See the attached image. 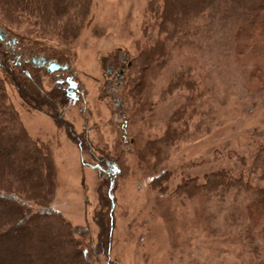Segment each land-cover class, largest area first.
Listing matches in <instances>:
<instances>
[{
	"label": "rangeland",
	"instance_id": "1",
	"mask_svg": "<svg viewBox=\"0 0 264 264\" xmlns=\"http://www.w3.org/2000/svg\"><path fill=\"white\" fill-rule=\"evenodd\" d=\"M151 1L92 0L89 22L72 44L45 42L67 61L61 64L68 68L56 78L70 76L64 86L79 93L65 118L76 131L86 130L96 146L121 150L110 259L117 264H250L262 260L264 253L255 257L229 226L228 194L172 192L184 178L202 180L206 173L222 167L248 174L251 156L259 141L264 142V88L253 89L251 66L246 68L234 59L230 34L235 24H230L235 18L224 19L219 6L211 8L197 20L207 30L195 48L182 49L164 63L150 66L144 72L140 95H132L121 81L123 66L141 47L164 36L159 32L158 14H154L157 6L154 11L149 9ZM24 27L9 26V31L23 32ZM7 39V32L1 31L3 44ZM28 53L25 49L23 57ZM42 56L44 52L33 59ZM189 65L190 77L201 80L196 90L200 89V95L181 113V119L171 121L189 96L185 84L169 86ZM260 68L264 80V63ZM72 83L76 86L70 87ZM44 85L50 88L52 80L45 77ZM6 91L28 133L48 146L55 168L51 205L75 227L76 234L87 232L95 239L92 215L98 177L92 166L81 162L91 163L92 158L81 155L50 116L27 110L11 85ZM169 126L183 133L171 144L167 157L156 164L139 159L137 150ZM240 157L246 164H241ZM162 171L168 177L160 180L159 188L152 181Z\"/></svg>",
	"mask_w": 264,
	"mask_h": 264
},
{
	"label": "trees",
	"instance_id": "2",
	"mask_svg": "<svg viewBox=\"0 0 264 264\" xmlns=\"http://www.w3.org/2000/svg\"><path fill=\"white\" fill-rule=\"evenodd\" d=\"M91 3L92 0H0V31L4 30L8 36L3 44L0 34V264H117L110 259V250L121 150L98 147L89 140L86 130L76 131L65 118L69 104L80 98L77 91L70 92L64 86L70 76L58 78L61 70L50 72L33 62L35 56L44 52L47 59L67 63L63 54L45 42L52 40L57 46L72 44L89 22ZM215 6L220 7L224 19L235 18L230 24H235L230 34L234 59L246 68L251 66L253 89L264 88L260 68L264 63V0H152L149 9L156 8L159 32L164 36L141 47L123 66L125 78L121 81L130 87V94L140 95L144 72L150 66L164 63L182 49L195 48L206 29L197 20ZM22 25H25L23 32L9 31V26ZM25 49L30 55L27 58L22 55ZM190 69L189 65L180 70L169 86L171 89L185 84L189 96L171 121L181 119V113L200 95V89L196 90L201 80L191 78ZM45 77L52 80L48 89ZM7 85L15 89L27 110L50 116L80 154L92 158L91 163L83 159L81 162L92 166L98 177L97 205L92 215L97 227L95 239L87 232L76 234L75 227L51 205L54 162L48 146L33 138L21 122L9 99ZM180 133L183 132L177 127L169 126L160 137L148 139L137 150L139 159H151L155 164L163 161ZM239 160L246 164L244 157ZM247 169L246 175L243 170L235 174L222 167L206 173L202 180L184 178L172 192L186 196L228 194L229 226L245 241L249 251L259 257L264 253L263 141L257 144ZM167 175L162 171L153 178V184L160 188V180L165 181ZM250 264H264V259Z\"/></svg>",
	"mask_w": 264,
	"mask_h": 264
},
{
	"label": "water",
	"instance_id": "3",
	"mask_svg": "<svg viewBox=\"0 0 264 264\" xmlns=\"http://www.w3.org/2000/svg\"><path fill=\"white\" fill-rule=\"evenodd\" d=\"M0 34H1V31H0ZM33 62L38 66H45L50 72L67 69L66 64H60L56 61H48L43 56L39 57L38 60L33 59ZM109 70H111V67H109ZM74 86L75 84L70 85V87H74Z\"/></svg>",
	"mask_w": 264,
	"mask_h": 264
},
{
	"label": "flooded vegetation",
	"instance_id": "4",
	"mask_svg": "<svg viewBox=\"0 0 264 264\" xmlns=\"http://www.w3.org/2000/svg\"><path fill=\"white\" fill-rule=\"evenodd\" d=\"M72 84H74V83H72Z\"/></svg>",
	"mask_w": 264,
	"mask_h": 264
}]
</instances>
